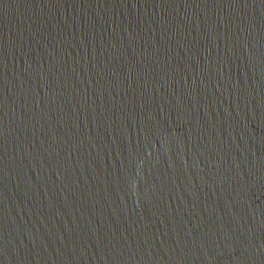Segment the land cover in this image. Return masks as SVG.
Listing matches in <instances>:
<instances>
[{
    "label": "water",
    "instance_id": "obj_1",
    "mask_svg": "<svg viewBox=\"0 0 264 264\" xmlns=\"http://www.w3.org/2000/svg\"><path fill=\"white\" fill-rule=\"evenodd\" d=\"M0 264H264V0H0Z\"/></svg>",
    "mask_w": 264,
    "mask_h": 264
}]
</instances>
